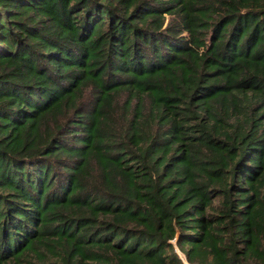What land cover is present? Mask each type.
Wrapping results in <instances>:
<instances>
[{"label": "trees", "instance_id": "16d2710c", "mask_svg": "<svg viewBox=\"0 0 264 264\" xmlns=\"http://www.w3.org/2000/svg\"><path fill=\"white\" fill-rule=\"evenodd\" d=\"M21 260L264 264V0H0Z\"/></svg>", "mask_w": 264, "mask_h": 264}, {"label": "rangeland", "instance_id": "374dc122", "mask_svg": "<svg viewBox=\"0 0 264 264\" xmlns=\"http://www.w3.org/2000/svg\"><path fill=\"white\" fill-rule=\"evenodd\" d=\"M46 258L48 259L50 257L47 256ZM27 259H30L31 261L38 263V260H37L38 258H37V256L35 254L28 255ZM5 264H28V263L26 262V260H21V261H9V262H7Z\"/></svg>", "mask_w": 264, "mask_h": 264}]
</instances>
